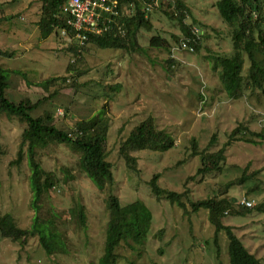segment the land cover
I'll return each instance as SVG.
<instances>
[{
	"label": "rangeland",
	"instance_id": "1",
	"mask_svg": "<svg viewBox=\"0 0 264 264\" xmlns=\"http://www.w3.org/2000/svg\"><path fill=\"white\" fill-rule=\"evenodd\" d=\"M181 1L190 10L185 23L207 35L198 52L175 49L178 43L173 36L181 37L178 24L154 7L150 12L153 28L139 30L135 48L100 49L88 44L82 56L76 57L65 50L69 44L55 32L45 39L40 36V0H0V18L4 17L0 22V50L12 53L0 55V67L10 73L8 97L13 101L25 97L36 100L55 90L53 86L44 89L40 82L66 77L67 85L33 116L50 112L53 121L49 124L70 132L77 120L99 115L108 127L105 153L112 164L113 194L122 205L141 201L151 211L143 250L131 253L121 245L119 264H229L226 234L218 233L217 255L207 211L192 212L187 200L180 208L165 197L157 198L150 188L156 174L160 187L180 193L188 189L192 201L223 195L247 197L254 205L264 202V141L249 143L235 136L226 148L220 171L197 176L186 184L200 166L196 151L204 150L212 135H216L217 143L210 151H215L240 123L251 131L264 127V100L256 93H246V97L244 93L236 99L225 97L218 69L207 57L212 50L231 53L232 49L226 26L212 5L216 0ZM153 36L166 39L168 47L150 46ZM247 69L246 60L244 72ZM17 70L26 74L29 84L15 73ZM117 84L118 90H110ZM58 108L63 110L62 116L57 114ZM149 116L158 129L173 137L174 146L162 152H132L137 164L129 169L118 152L121 142ZM0 128L5 149L0 156V217L8 214L18 226L26 227L34 215L30 167L25 158L19 165L9 166L17 157L25 126L0 115ZM37 153L46 171L67 178L66 183L43 195L41 205L63 214L68 224V250L52 259L37 237L14 242L0 236V264H98L108 219L107 188L100 191L89 178L78 174L80 153L68 144H52ZM243 173L249 179L238 184ZM74 202L84 208L83 228L68 212ZM222 223L230 226L245 248L264 264V213L252 210L244 215H226Z\"/></svg>",
	"mask_w": 264,
	"mask_h": 264
},
{
	"label": "trees",
	"instance_id": "2",
	"mask_svg": "<svg viewBox=\"0 0 264 264\" xmlns=\"http://www.w3.org/2000/svg\"><path fill=\"white\" fill-rule=\"evenodd\" d=\"M40 1L41 9L38 21L40 36L45 39L53 32L59 35L58 28L63 27L65 19L61 8L66 0ZM118 1L120 3V18L117 21L125 30V36H113L112 32L106 37L91 36L80 56L86 51L88 44L100 49L130 51L131 48H135L139 30L150 31L153 28L150 12L154 7L158 8L168 19L177 22L181 37L173 36L175 43H178L176 50L182 49L181 43L185 42L187 46L185 49L198 52L203 38L207 36L205 31L202 34L198 31L197 35L193 34L194 26L185 23L186 17L190 16V10L181 0ZM163 5H165L164 8ZM212 5L223 20L226 26L225 35L230 37L232 43L231 53L212 50L207 55L218 69L219 81L225 97L236 99L244 93L245 97L246 93L249 95L256 93L261 95L264 100V0H216ZM3 19L4 17H1L0 22ZM196 24L198 25L199 22ZM149 44L155 47H168L166 39L160 36L151 37ZM65 50L80 57L73 45H68ZM0 55L8 56L12 53L0 50ZM246 60L248 69L244 72ZM170 61L172 62V59ZM15 73L21 75L27 83L29 82L25 73L18 70ZM9 74V71L0 67V115L9 120L16 119L25 126L21 133L17 157L9 162V166L19 165L24 158L28 161L30 167L29 185L33 192L30 205L34 209V215L31 224L26 227L18 226L14 218L8 214L1 216L0 236L14 242H23L29 237H37L48 258L55 259L57 254L67 253L69 233L67 231L68 224L63 214L54 209L42 208L41 205L43 195L47 196L56 186L66 183L67 178L60 179L52 172L46 171L38 159L37 151L52 144H68L73 150L80 153L77 163L78 174L89 178L100 191L107 188L105 208L108 219L103 251L98 264H119L118 249L121 245H125L131 253L143 250L146 234L152 222V214L143 202L133 201L122 205L117 196L113 194L112 164L106 160L105 153L108 131L107 123H103L105 120H101L99 115L77 120L70 132L60 129L54 124H49L53 121L50 112H44L42 116H33V112L67 85L66 77H50L39 83L46 90L50 86L55 87L52 94L36 100L25 97L19 101H13L8 97ZM119 88V84L110 86L112 91ZM237 135L241 140L249 143L261 142L264 141V127L258 131H251L240 123L231 131L229 139L215 151H210L217 143L216 135H212L207 147L202 151H196L200 155V166L196 174L186 180V184L197 176L220 171L226 160V148ZM173 146V137L164 130L158 129L153 117L149 116L130 131L121 142L118 152L126 166L129 169H135L137 160L131 155L132 152L146 150L162 152ZM194 148H197L196 144H194ZM4 153L5 149L0 141V156ZM66 170L67 175H70L69 170ZM158 178L159 175L156 174L150 182L151 191L157 198L165 197L172 205H177L180 208L185 207L184 200H187L192 212L207 211L208 220L214 228L213 243L216 245L217 255L219 253L217 236L219 232L223 231L228 242L229 264H260V260L245 248L233 229L222 223V219L226 215H244L252 210L264 213V202L247 208L239 204L243 197L223 195H212L205 199L192 201L188 195V189L180 193L162 188L157 184ZM248 179L249 177H245L243 173L237 182L240 184ZM248 193L250 192L248 191ZM68 212L76 217L79 227H85L86 215L80 203L74 202ZM128 263L134 264L133 261Z\"/></svg>",
	"mask_w": 264,
	"mask_h": 264
},
{
	"label": "built area",
	"instance_id": "3",
	"mask_svg": "<svg viewBox=\"0 0 264 264\" xmlns=\"http://www.w3.org/2000/svg\"><path fill=\"white\" fill-rule=\"evenodd\" d=\"M61 13L65 19L63 27L58 28L59 35L67 44L76 47L78 56L91 36L106 37L110 32L113 36H125V30L117 21L120 18L118 0H66ZM193 34L197 35V30ZM181 44L182 49L187 48L185 42ZM63 113L62 109H57L58 115ZM239 204L250 208L254 201L243 197Z\"/></svg>",
	"mask_w": 264,
	"mask_h": 264
},
{
	"label": "crops",
	"instance_id": "4",
	"mask_svg": "<svg viewBox=\"0 0 264 264\" xmlns=\"http://www.w3.org/2000/svg\"><path fill=\"white\" fill-rule=\"evenodd\" d=\"M65 41V40H64ZM66 42V41H65Z\"/></svg>",
	"mask_w": 264,
	"mask_h": 264
}]
</instances>
